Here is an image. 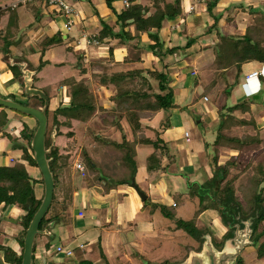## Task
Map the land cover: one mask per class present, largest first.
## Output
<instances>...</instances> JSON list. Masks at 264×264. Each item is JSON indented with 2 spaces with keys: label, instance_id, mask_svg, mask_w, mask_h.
<instances>
[{
  "label": "rangeland",
  "instance_id": "rangeland-1",
  "mask_svg": "<svg viewBox=\"0 0 264 264\" xmlns=\"http://www.w3.org/2000/svg\"><path fill=\"white\" fill-rule=\"evenodd\" d=\"M10 1L13 0H0V7H6L5 9H9L8 11L4 10V12L7 14L13 13L11 11V8L6 6L10 3ZM68 3L71 6L77 7L75 0H67ZM88 5V4H86ZM264 5V4H263ZM261 5L263 8H259L258 12L264 15V6ZM29 6V5H28ZM89 6V5H88ZM90 7V6H89ZM16 12L14 13V17H21L20 18V27H21V34L19 35V41L16 42V44L12 45H20V48H24L23 53L24 56H18L23 57L20 58L22 62L28 61L31 62L33 65V60H36L38 65L40 66L44 61L42 58L45 56V63H47V66H51L54 69H48L44 73L39 74L36 79V88L42 89L43 91H47L46 89L50 87L51 93L53 96L57 97V95L60 94V90L63 89L65 91V95L67 93V88H64L61 83L58 81H64L61 79H64L67 77V81H72L74 77V68L79 65L86 69H90L89 65V59L87 62H80L81 55L84 57V51H88V54L91 53V57L93 56L92 53H95V50L92 49V47H96V45L87 46V44L77 45L76 49H74L73 52H70L66 46L69 45V41L62 40L61 43L57 44L56 46L49 49L50 53L48 52L45 54L48 49H45V51L42 48V43L44 40L48 39L50 36L53 37L54 30L52 29L49 34H43L42 36L38 37V40L35 39V31L37 28L40 27H47L49 23L54 22L55 25L58 27V30H61L60 33L63 35L64 32L63 29V23L65 22L63 15L57 14V15H51L50 17L43 16L42 20H38L39 15H41L40 8H38L37 5L32 4L27 8L19 7L17 8ZM3 13V10L0 11V14ZM245 16V15H244ZM242 18V16H240ZM245 18V17H244ZM264 18V16H263ZM209 19H212V16L209 15ZM211 21V20H210ZM8 22V21H7ZM6 20L2 26H0V52L4 53L7 47H9L11 43H13L12 40L7 38L6 34ZM211 22H214V18ZM19 24V22H18ZM4 27V29H2ZM64 29L66 30V27L64 26ZM256 30V29H254ZM253 30V35L255 34ZM71 31V30H70ZM252 31V29H250ZM251 33V32H250ZM58 34V33H56ZM94 34V33H92ZM22 35V36H21ZM63 38V37H62ZM18 39V38H15ZM35 39V40H33ZM44 39V40H43ZM43 40V41H42ZM78 39H76L77 41ZM228 41V40H227ZM9 43V44H8ZM221 43V41H220ZM239 44H242V41H238ZM230 45L233 48V45L230 43ZM91 47V48H88ZM90 49V50H89ZM34 50V53L30 51ZM135 50V49H134ZM233 49H229V54L232 52ZM79 54L77 56V60L75 58L69 57L66 55V52L71 53L72 55L76 56V52ZM94 51V52H93ZM215 51H217V46L215 47ZM231 51V52H230ZM36 52V53H35ZM44 52V54H42ZM240 52V50H239ZM138 53H131V59L133 65L129 64V67H126L125 69L130 71L131 73L135 70L141 71L148 81H150V85L152 86V89L149 90L150 93H153L157 91V81L152 78L150 74H147L151 71H161L164 67V63L161 61L157 62L155 64L154 62L150 61V55L143 54L144 61H138ZM34 55V56H33ZM235 55V54H234ZM230 57V62L235 61L238 56ZM95 57L96 53H95ZM176 59V58H175ZM48 60V61H47ZM207 61H210V59H206ZM47 61V62H46ZM64 61L63 67L59 68L58 65H60V62ZM17 62V61H15ZM126 63V62H125ZM173 63H179L177 60H167L168 65H173ZM206 63V62H205ZM44 64V63H43ZM174 64V65H175ZM76 65V66H75ZM209 63H206L203 70H207L206 67H208ZM44 68H48V67ZM214 66V65H213ZM106 67V66H105ZM28 68L32 71H34V67L30 66L28 63ZM57 68V69H56ZM172 66L169 68L168 72L170 74V77L172 79V84L174 82H179L180 77H182V71L184 69H178L171 70ZM189 68V67H187ZM186 68V69H187ZM38 69V68H37ZM130 69V70H129ZM126 71V72H128ZM187 71V70H186ZM185 71V72H186ZM129 72V73H130ZM179 72V73H178ZM198 70V77L199 79H205L206 77L210 75H206V73L199 74ZM132 76V75H131ZM230 82L235 81L236 72L229 74ZM35 78V77H34ZM72 78V79H71ZM71 79V80H70ZM213 79V77H212ZM212 79L206 78L204 82L206 81V85L209 82L210 84L207 85V87L204 89L205 94L210 99L209 102L202 104L199 99H202V93L194 97V105L190 107L186 106L183 108H180V112H182V125L183 127H180L182 129V138H178V134L172 132L170 133L169 129L163 130L161 127V120H163V114L162 112H159L157 114H152L150 118L143 119L141 122V130L139 131V135L149 136L151 138H155V133L151 130L152 128H156L157 130H160L162 135V140L166 142L167 144H170L169 147V153L175 157L176 161H173L172 158L166 156L167 154L164 153V156L161 157L162 162L165 163L166 161L173 162L170 166V174L174 175L176 174V180L174 184V193L171 195H168L167 197L165 194L169 191L171 185L169 181H173L174 179L171 178V180L168 181V178L164 176V174L158 172V170H154L150 168V165L147 163V172H153L150 178L148 180L142 182L139 184V187L141 191L146 193L149 196V199L145 202L141 200L139 195L135 190H133L131 187L129 189L133 190L134 193V199H135V206L138 208V211H144V213L140 216V221L144 223H151V220L153 222V226H151V231L146 230H138L137 228H128L127 230H123V233L116 234L118 237L120 244L113 245V237L114 234L106 233L104 230H101L97 228V234L100 235L102 238V245L99 248L96 249H89L86 248L85 250H82L80 248V243H86L89 240V236H86L85 238H77V236L81 233L80 231L75 232L72 230L71 220H73L75 223H80L84 225V227L93 224V218L91 217L90 213L92 212L91 209V202L93 199H98L97 195L101 194H108L113 193L115 189H121L119 184L120 180H123L122 176H118V180L115 184H107L106 186L102 185L103 181H99L101 177L109 178L107 175H103V172L100 167L97 168H91L88 164V158L91 157V154L89 155H83V149H89L91 148V145H93L92 140L95 139L93 135H100L103 136H111L112 139H116V142L122 141V135L120 133V129L116 128L115 126H107L105 125L102 120L103 118L107 117V114L104 112L103 109L109 110L113 107V103L110 98H112L116 93V87L111 86L112 92H105V90L102 92L99 91V84L95 83L94 81V88L93 90L96 92H101L99 97L97 95V99H95V95L91 89L90 83L87 85L90 87L89 90L91 92V96L93 95V98L95 100H92L93 103L95 102V111L93 114L94 119L87 123L86 121L82 120H76L70 122V125L63 124L67 119L64 115H60L61 117L58 118L60 125L58 122H55V116L51 113V110H49V125H48V133H47V142H51V133L54 128H56L57 133L60 131L59 136L57 138L55 148L59 150L60 153V160L59 164L61 166V169L66 170L67 167L71 169L72 164H74L76 159H82L83 163L85 164L86 168V174L83 175L82 173L77 172L76 170L70 171V174H73V180L71 182L72 188L74 191V195L77 198V204L80 205L78 207L85 208L87 211L84 218H80L77 214V212L73 209L70 204H67L68 213L65 215H62L60 218V224L57 225L58 229H61L63 227V233L56 231L57 237L55 240H53L51 243V246H55L58 244L62 239L67 238L68 236H71L73 238H77V244L73 245L74 249V256H77L78 258L84 259L83 263L81 264H182L189 256L191 251H200L203 247V240L200 239L202 242L200 244L199 239H194L192 236L200 235L201 232H206V234H209L211 237L214 235V239H212V242H218V244H221L222 242V235L225 232V228L222 226L221 221L218 222L220 217L217 216V212L215 210H212L210 208L204 207V202L201 204V199L199 196H197L195 193H197L196 190H192L188 194H183L180 192H175L177 190L181 191V187H183V180H186V177L183 176V174H186L184 168H182L184 165H187V163H194V171L192 169L190 170L189 174H192L190 176V182H199L203 181L201 178L200 173H202L206 178L212 179L214 177V171L213 167L217 166L215 163V157H217V164L218 167H226L228 174L226 176V181L224 184H222V189L225 187L227 183H230L231 180H235L234 187L236 190V196L241 201L243 205L246 204V194L242 190V186L248 185L249 178L254 176L257 177L256 171L260 167V162L264 161V124L260 122L259 126L257 125V119L258 121H261V119L264 118V112L263 108H255V110L252 113H250V109L248 112L244 113L242 109L235 108L236 105L231 107H224L223 102H225L227 98L226 95V83L223 82L222 78L220 80L219 77V85H217L216 91L212 90L214 89L215 84L211 82ZM128 84L130 85V89L132 90H147V87L145 84H143V80L140 76H133L126 79ZM258 80V79H255ZM244 81V80H242ZM97 82V81H96ZM236 83V82H235ZM8 84H15V82L10 81ZM4 85L2 81H0V90L4 89ZM68 86V85H67ZM22 87V86H21ZM20 87V88H21ZM69 87V86H68ZM211 90H210V89ZM23 92V87L20 89ZM70 90V89H69ZM68 90V91H69ZM49 91V90H48ZM232 91V90H231ZM18 93V91H15ZM21 92V91H20ZM21 92V94H22ZM112 94V96H110ZM22 96V95H21ZM10 98H13L15 100H20L19 97H15L14 95H9ZM261 97V96H260ZM92 98V97H91ZM97 100V103H96ZM92 101H90L92 103ZM111 101V102H110ZM199 101V102H198ZM232 101V100H231ZM197 102V103H196ZM230 103V101H227ZM142 103H139L136 105L139 107L142 106ZM204 107L206 112H204ZM220 108H226L229 110V116L227 119V123L224 129H219V124L221 122V115L219 113ZM246 109V108H245ZM173 110V109H172ZM171 110V116H170V123L171 126L178 123V117L173 115V111ZM2 111V110H1ZM216 111L218 112L216 115ZM227 112V110H225ZM21 115L20 113H18ZM23 116V115H22ZM92 117V118H93ZM201 117L202 121L200 123H197L196 118ZM74 120V119H73ZM111 120H113L111 118ZM239 121V122H238ZM241 121H246L247 124L241 125L239 124ZM254 123V124H253ZM7 124V123H6ZM122 124L125 126L124 131H126V134L130 139L133 138V130L131 129V126H129L128 121L126 118H123ZM6 126V125H5ZM3 127V133L5 134V138L0 139V167H13L10 164L5 165V163L9 162V159L12 156H19L21 154V157L23 156V149H19V145H27V139L22 137L21 132L22 130L16 131L17 133V139L15 135H11L8 133V125L6 127ZM36 126V124H35ZM34 127L30 128L31 130H34ZM29 128V126H27ZM227 127L230 128V131L225 130ZM260 127V128H259ZM71 129V130H70ZM12 130V127H11ZM187 131V132H186ZM222 131L223 135H226V139L229 140V137H238L242 140H244L246 143H249V146H245L241 148L239 151L236 149H233L232 146L229 144L226 140L223 143L224 147H220L217 149V146L215 145L216 136L218 135V132ZM230 133V134H228ZM33 132V131H32ZM31 132V133H32ZM187 133V136H185V133ZM15 133V134H16ZM30 133V131L28 132ZM107 133V135H106ZM71 134V136L69 135ZM186 137V138H185ZM94 138V139H93ZM171 139H174L171 142ZM185 139L191 140V142H186ZM118 140V141H117ZM231 142V141H230ZM51 144V143H50ZM18 145V146H17ZM208 145V146H207ZM72 146L73 151L72 153L68 154L67 147ZM149 148V147H148ZM189 149V150H188ZM150 151L152 152L153 150ZM166 156V158H165ZM188 157L190 159H188ZM145 157L137 158V161L142 163H146L144 161ZM128 164V162H125ZM137 167H138V163ZM30 165V164H29ZM94 167V166H93ZM185 167V166H184ZM200 168H202L200 170ZM33 172L32 177L35 178V176H38V180L40 181L42 179L41 172L39 168L32 166ZM207 170V171H206ZM110 171V170H109ZM163 171V170H162ZM206 171V173H205ZM56 174H58V169L56 168ZM114 170L112 169L113 173ZM177 172V173H176ZM40 176V177H39ZM157 181H156V178ZM166 178V179H165ZM170 178V177H169ZM108 179V180H109ZM200 179V180H198ZM158 183L161 182L162 185H159L157 188V191H150L149 189V183ZM200 183V182H199ZM37 184V185H36ZM34 186V193L35 196L38 199H43L44 195V186L41 182H37ZM173 186V184H172ZM261 188H264V183L261 185ZM96 189H100L101 191H98ZM125 189V188H123ZM164 189V190H163ZM58 188L56 191V199H59V193ZM264 191V190H263ZM101 192V193H100ZM160 193V194H159ZM264 193V192H263ZM264 195V194H263ZM102 197V196H101ZM122 197V196H121ZM164 199V201H161V199ZM122 199V198H121ZM61 204V203H60ZM59 203H53L49 209V212L46 215V219L51 218L52 216L60 213L61 207ZM176 205V206H175ZM1 206V205H0ZM77 207V209H78ZM158 209L155 215H150V211ZM20 211V210H19ZM78 211V210H77ZM21 213V214H20ZM103 212L100 213V215ZM25 214L22 212H15L13 210V207L5 208L2 205V208H0V242L3 240V236H5L8 232V234L11 235V237H14L17 235L20 237L24 236V227L21 224L18 219L21 216L17 215ZM172 216L170 217V215ZM102 218V217H100ZM103 219V218H102ZM20 222V223H18ZM155 224V225H154ZM68 226V228L66 226ZM182 225V226H181ZM194 228L188 231L187 228H191V226ZM143 226V225H141ZM264 226V224H263ZM70 228V229H69ZM154 228V229H153ZM17 232L16 234L13 233V230ZM22 229V231H21ZM17 230L21 231L19 233ZM86 230V229H85ZM193 232V234H191ZM198 232V233H197ZM8 238V236H7ZM6 238V239H7ZM213 238V237H212ZM17 237H14L11 240H16ZM41 236H37L36 243L38 244L37 247H35L34 250V259L35 264H43L45 263V260L48 259V255H46L45 251L41 249ZM7 242H4V244H8V240H5ZM261 242H264V238L261 240ZM19 244L21 245V241L19 240ZM1 245V244H0ZM143 245V247H141ZM224 245V243H223ZM8 247V246H7ZM13 245L11 246V248ZM223 247V246H222ZM221 247V248H222ZM20 248V247H19ZM258 248L257 246L250 245L246 247L243 250V253L241 254L243 261L245 264H264V258L259 259L258 258ZM18 249V248H17ZM47 251V247H45ZM51 250V247L50 249ZM22 250H19V257L22 256ZM55 253V252H54ZM40 254V257H39ZM124 254H127V256H124ZM17 256V253H15ZM55 257L53 260H55L52 264H64L67 263V260L65 261H58L56 259L57 255H54ZM50 257V256H49ZM72 257V256H71ZM127 259H130V261ZM86 260V261H85ZM128 262V263H127Z\"/></svg>",
  "mask_w": 264,
  "mask_h": 264
},
{
  "label": "crops",
  "instance_id": "crops-1",
  "mask_svg": "<svg viewBox=\"0 0 264 264\" xmlns=\"http://www.w3.org/2000/svg\"><path fill=\"white\" fill-rule=\"evenodd\" d=\"M75 1L76 2L78 1L76 3L77 7L73 6L76 10L77 15L74 17V25L72 26L71 31L66 32V30L64 29V26L66 25V22H67L66 18L64 16H63V18H64L65 22L63 23V26H62L63 27L62 30L64 32H66L62 35V37H63L64 41L70 42L69 45L66 46V48L70 52H73L74 49H76V46H77L76 39H79V37L81 36V34L83 32H85L86 34L94 33L93 35H98L99 32L103 28L102 23L107 24L111 27H113L115 25L114 31L115 32L119 31V27L116 26V24H115L117 21L116 14L121 13L125 9V6L123 4V0H113V2H112L113 9L109 8L106 0H75ZM174 1L175 0H166L167 3H173ZM181 1H182V14L176 18H171L169 20H166V23L160 32L161 38H162L163 42L165 43V47H168V48H174V47H177L178 45H184L187 42V38H194L196 40V42H195V44H193V46H191L190 48L185 49V50L181 51L180 53L176 54V56L172 59V61L177 60L179 63H176L175 65H173L171 70H175V71L177 70L178 71V69L182 70L184 68H185V70L182 71L183 75H182V77H180V81L174 82L172 85V88L174 89V92H175L173 102H174V105L176 106L175 109H173L172 111L174 112L173 115L178 117V123H176L174 126L172 125V127L169 129L170 133L174 132V133L178 134V136H179L178 138L183 137V136H181L182 135V132H181L182 129L180 128V127H183L182 117H181L182 112H180L181 111L180 108H183L186 106L190 107V105L193 106L195 104L194 103V97L201 94V93L203 94L204 89L207 87L208 84H210L208 82L206 85V81L204 82V80H206V78L212 79V77H213L211 82L213 84H215L214 89H212L214 91H216L217 85H219V81L221 80V78H222L223 82L226 83V86L234 84L233 89L230 93V96L228 99L225 100V102H223V106L231 107L234 105L243 104V103H245V101L246 102L249 101L251 103L250 104V113H252L255 110V108H257V107L258 108L262 107L263 112H264V62L248 61V62H245V63L239 65L235 61H233L231 63H229L230 61H228L229 65H223L222 67H224V68L220 69L218 67V65H216L215 67L213 66L216 62L215 47L221 41L220 35H222L224 37H228L229 40L234 39L235 41H239L244 37L247 30L249 29V34H250L251 38H253L255 41H258L259 43H261L262 47L264 48V18H263L264 15H262L261 13L258 12L259 11L258 9L260 7L263 8L261 5L264 4V0H218L216 5L212 9L213 14L210 13L209 6H208V4L212 0H208V2L205 5L197 6L196 10L193 13H188V8H189L191 0H181ZM11 2L12 1H10V3ZM129 2L132 4L131 0H129ZM134 3L150 8L151 12L155 11V8L153 7V5H154L153 0H134ZM86 4H88L90 7ZM8 5H6V6H8ZM35 5H37V4H35ZM29 6L22 7V8H27ZM37 6H38V8H40V11H41V15H39V17H38V20H40V21L42 20L43 16L47 15L46 17H50L52 14L54 16L59 14L54 9H52L50 7L43 8L39 5H37ZM5 8H6L5 6L2 7V9L0 7V11L3 10V13L0 14V26H2L4 24L5 20H6V22L8 21L6 23V25H4V26H6L5 28H6L7 38L12 40L13 42L14 41L17 42V41H19V35L21 34V30H22L20 27V21H21L20 18L21 17H17V16L14 17V13L18 9L11 10L13 13L6 15L4 10L8 11L9 9H5ZM209 15L212 16V19L208 20ZM213 15H222L223 16L217 24L218 30L217 31L215 30L213 33L208 34V35L204 34L205 31L207 30V24L212 23L211 21L213 20ZM12 16H13V19L11 22L12 23L11 32L13 34L10 35V34H8L10 32V27L8 28V25L10 24V18ZM240 16H242V18ZM18 22H19V24H18ZM2 29H4V27ZM52 29L54 30L53 36L56 35V33H60V31H61V30H58V27L55 25L54 22H52V23H49V25L45 28L44 27L37 28L35 33H34L35 39L38 40V37L42 36L43 34H45V35L49 34V32H51ZM127 29L130 30V32L132 33L133 36L135 35L134 26H130ZM250 29H252V31H250ZM254 29H256V30H254ZM253 30L255 33L254 35H253ZM139 37H140L142 43H144V44L150 43V39H149L147 34H140ZM15 38H18V39H15ZM49 38H51V36ZM35 39H33V40H35ZM98 42H99V44H97L96 47L91 46L92 49L95 50L97 57H95V53H92L93 56L91 57V53L88 54V51L83 52L84 53V62H87L89 59L90 69L89 68L86 69L83 67L85 70H82V66H79V65L76 66L75 65L76 67L74 68V72H75L74 77H73V79L71 78L72 80H74L76 82H80V81L84 80L85 82L90 83L91 89L95 95V99H97V95L99 97H101L100 93L102 92V90L103 91L105 90V92H109V91L112 92V90L110 89L112 85L103 84L101 82L103 79V78H101V76L104 74L111 76L112 74L117 73L121 70L128 71L125 68L129 67L128 63L131 64L132 61H134V60H130L132 58L131 53L140 52V54L138 55V58L139 57L141 58L140 61H144V57H143L144 55L143 54H147L148 56L150 55V58H149L150 61L154 62L155 64H157V62L159 60V58L155 57L149 51H142L141 49H135L133 46H126L124 44H120L119 41L116 39L113 40L111 38H106L102 41L98 40ZM252 43H254V41H252ZM9 45L10 46H9V49L7 52H6V50L4 53L0 52V81H2L3 84L5 83L4 89L0 90V94L3 96H6V97H9V95H11V96L14 95L15 97H19L20 100H18V102H21V103L30 104L33 106L34 105H43V104H40L39 100L37 102H34L37 99H33V100L26 99L23 95L22 90H20L22 87L20 85V82L15 80L13 71L10 69V67H12L10 65V62H12V61L14 63H16L15 61L22 62V60H20V58H23V57H18V56H24V53H23L24 48H20V45L19 46L18 45L12 46V45H14V43H11ZM52 47H54V46H51L50 48H48V51H46L45 54H47L48 52L50 53L49 49H51ZM91 47H88V48H91ZM110 48L113 49V58L112 59L110 57ZM31 52L34 53V50L30 51V53ZM66 55H68V58L72 56V58H75L76 60H77V56H79V54L77 52H76V56L72 55L71 53H68V52H66ZM26 56H24V58H26ZM126 59H127V62L125 63ZM206 59H210V61H207ZM36 60H37V58L35 60H33V63L35 65H33L31 62H28L25 60L23 61V62H26L27 64L29 63L30 66L35 68L34 71L37 72L36 75L34 76L35 77L34 78V87H36L35 86L36 81H37L36 77L39 74L44 73L48 69H50V70L54 69L51 66H49V67L47 66V63H45V56H44V58H42V60L44 61L43 62L44 67H46V66L48 67L47 69L44 67H42L41 70L37 69L39 67V65L36 62ZM159 62H160V60H159ZM205 62L209 63L208 67H206V69L208 68L207 70H203V68L206 64ZM62 64H64V61L60 62V65H58L59 68L63 67ZM131 65H133V63ZM187 67H189V68H187ZM198 70H199V72H201L199 74L206 73L207 76L208 75H210V76L206 77L205 79L204 78L199 79L198 74H197ZM235 72H236V76H235L236 79L233 83V82H230L228 75L229 74L231 75L232 73H235ZM254 72H258L259 75L255 76L253 78H248V75L251 73H254ZM219 77H220V80H219ZM66 78L67 77H65L64 79H61L64 81L60 82V80H59L58 82L61 83V85L64 88H67L69 90L70 87L66 86V84H63V83H66V81H67ZM255 79H258V80H255ZM242 80H244V81H242ZM10 81L15 82V84H8ZM93 81L95 83L99 84V88H100L99 91H101V92H96L93 90V88L95 86ZM50 89L51 88L48 87L46 89L47 91H44V92H47L49 95V98H50V106H49L48 111L51 110V113L54 114L55 110H57L59 108L60 104L63 101L64 102L70 101V97L65 95V91H63V89H61L60 94L57 95V97H55L51 93ZM15 91H18V93H16ZM20 91L22 92V94ZM110 96H112V94H110ZM202 97H203L202 99H199V101H201L202 104L210 101L208 94L207 95L205 94ZM205 97H207V100L204 99ZM109 99H111V98L109 97ZM227 101H230V103H228ZM96 103H97V100H96ZM111 103H113V106H114V102L112 101ZM3 109H4V112L7 116V124H6V126L8 125L7 131L9 134L15 135L16 139H17L16 131L22 130L25 125L29 126V128H28L29 129L28 132L30 131L29 134H31V132L34 131V130L30 129V128L34 127L36 124V121L34 119H32L31 117H28V116L19 115L17 112L12 111V110L7 109V108H4V107H3ZM248 111L245 110L244 113H246ZM204 112H206L205 107H204ZM217 113L218 112L216 111V115H217ZM253 114H254V112H253ZM218 115H219V113H218ZM60 117L61 116H58V118H60ZM198 118L202 119L201 117H198ZM92 119H94V117ZM92 119L89 120V122L92 121ZM255 120L257 121L258 126H259L260 122H262V124H264V118L261 119V121H258L257 119H255ZM72 121H76V120L75 119L70 120V122H72ZM201 121L202 120H200V122ZM58 122H59V119H58ZM89 122H87V123H89ZM11 127H12V130H11ZM35 128H36V126H35ZM186 132H184L185 136H186ZM59 133H60V131L57 133V135L55 137V144H56L57 138L59 136ZM120 133L123 137V133L121 131H120ZM124 134H126V131H124ZM139 134L140 133H138V135ZM95 135H93V136H95ZM106 135H107V133H106ZM162 135H161V138H162ZM96 136L98 138L103 137V138H107V139L116 141V139H112L111 136L106 137V136H103L102 134L96 135ZM5 137L6 136L2 130V132H0V139L5 138ZM127 137H128V135H127ZM147 137L151 138L149 136H147ZM128 139H130V138L128 137ZM172 140H174V139H171V142H175ZM185 140L188 143L191 142V140H189V139H185ZM92 141H94V140H92ZM93 146H94V142H93V145H91V148ZM168 146H170V144H168ZM54 147H55V145H54ZM150 148H151V150L154 151L152 146L141 145V144H138L136 146L137 156H136L135 160H136V163H138V167H137V173H136L135 181H136V184L138 186L142 182L148 180V178H150L151 175H153L152 174L153 172H150V173L147 172V166H146V164L148 163L147 159L150 156V154L153 152V151L152 152L150 151ZM67 150H68L67 153L70 154V153H72V151L74 149L72 146H70V147L68 146ZM58 152H59V150H58ZM59 155H60V153H59ZM141 156L145 157L144 161H146V163H142V161L141 162L137 161V158L139 159ZM166 156L172 158L173 161H176L175 160L176 158L173 157L172 154L169 153V155L167 154ZM166 156H165V158H166ZM188 159H190V158L188 157ZM78 161H80L85 167V164L83 163V160L81 158L76 159L74 164H72L71 171L76 170L77 172H79L75 168V164ZM16 163H22L26 167L27 172L32 176V172H33L32 166L29 165L28 162H26L22 159L21 154L19 156H12L9 159V162L8 163L6 162L5 165L10 164L11 166H14ZM171 163L173 164V162H170V159H169V162H167V161L165 163L161 162V168L158 170V172L164 174V176L166 178H168V181L171 180V178L174 179V182L172 180L169 181V182H171L170 183L171 187H170L169 191L165 194L166 197L168 195H171L172 193H174V184H175V180H176V174L171 175L170 171H169ZM184 166L182 168H184V170L186 171L185 173L188 174L190 177L192 174H189V172L193 168L194 163L190 162ZM201 169L202 168H200V170ZM58 171H59V173H62V175L64 176L63 178L67 177V172H65L66 170L58 168ZM192 171H194V168L192 169ZM206 171H205V173H206ZM64 173H66V174H64ZM200 175H201V178L203 179V181H204V179H208L202 173H200ZM34 179L39 181L38 176H35ZM60 179H62V177H60ZM71 179L73 180V174L71 175ZM109 180H114V179H109ZM109 180H105V181H108L107 184H110ZM198 180H200V179H198ZM105 181H103V182H105ZM156 181H157V178H156ZM103 182H102V185L106 186L107 184L105 185V184H103ZM199 182L201 183L202 181H199ZM199 182H197V183H199ZM114 183H115V180H114ZM190 183H193V182H190V179L186 178V180H183V187H181V191L177 190L175 192L188 194L191 191L187 192L186 189L189 187ZM172 184H173V186H172ZM159 185H162V183L161 182H158V183H151L150 182L149 183L150 191H154V192L157 191V188ZM120 186H122V187H120L121 189H115L113 191V193H108V194H104V195L98 194L97 195L98 199H93V201L91 202L92 212L90 213L91 217L94 220L93 224H90V225L84 227L82 222H80L78 224V223H75L73 220H71V223H69V225H71V227H72V230H74L75 232H78V231L81 232L77 236L78 239L82 238V237L85 238L86 236H89L88 242H86L85 244L80 243V248L82 250H85L86 248L96 249V248L101 247L102 238L100 237V235L97 234V232H98L97 228L104 230L106 233L114 234L113 245L120 244V241H119L118 237L116 236V234H118V233L122 234L123 230H127L128 228H132V229L137 228L140 231L141 230H146L148 232L151 231V226H153L154 221L151 220V223H149V222L144 223V222H141L139 220L140 216L144 213V211H141V212L138 211V208H136V206H135V199H134L135 197H134V193H133V190H135V189L132 188L131 184L130 185L124 184V185H120ZM127 186L131 187L133 190L129 189V187H127ZM123 188H125V189H123ZM96 190L101 191L100 189H96ZM148 199H149V196H148ZM161 201H164V199L162 198ZM59 202L60 203L62 202V197L59 198ZM70 205L72 206V210L74 209L80 218L85 217L87 211L85 210V208H83V206L78 207L80 205L77 204V198L74 195V191H73L72 201H71ZM77 207H78V209H77ZM0 208H2V205L0 206ZM13 210L15 212L17 211V212L25 213L18 206H13ZM157 211H158L157 208L155 210L150 211V215H152V216L155 215ZM101 212H103V213L100 215ZM67 213H68V209L66 208L65 211L60 210V213L57 214L56 217H55V215L52 216V217H55L54 218L55 220L51 221V222L55 223L54 226L49 228V231L53 236L52 239L50 237H47V236H41L42 237V239H41L42 243H41L40 247L42 250L45 251L46 255H48V259H46L45 263H43V264H52L55 261V260H53V258L55 257L54 256L56 254L55 251H56V248H58V247H61L65 251L71 250L74 253L73 245L77 244L76 240H78V239L73 238L71 236H68L67 238L64 237V239H62L58 244H56L55 246H51V250L47 249V251H46V249H45L47 243H50L56 239V237H57L56 231L60 232L61 234L63 233V227L61 229H58L57 225L60 224L61 216L65 215ZM20 214L17 216H21ZM22 215H24V214H22ZM100 217H102L103 219ZM51 222H48L47 225L50 224ZM218 222H220V220ZM18 223H20V222H18ZM141 225H143V226H141ZM66 227L68 228V226H66ZM17 231L19 233H21L22 229H21V231H19V230H17ZM13 233L14 234L17 233L15 231V229L13 230ZM7 236H8V238H7ZM14 237H17V239L15 241L11 240ZM14 237H11V235L8 234V232H7V234L5 236H3V240H1L0 243L3 246H8V247H11L13 245L12 248L15 249L17 251V253H19L20 248H19L18 244H19L20 236H18V233H17V235ZM5 240H8L7 245L4 244V242H7ZM36 240H37V238H36ZM37 245L38 244L35 241V246L37 247ZM141 247H143V245H141ZM65 251L60 253V254H56L57 255L56 259L58 261L63 262V261H65V259L71 258V260L70 259L67 260V263H64V264H81V263H83L84 259L80 260V258H78L77 256H74V254L72 255V257L67 256L65 254ZM124 256H127V254H124ZM39 257H40V254H39ZM128 260L130 261V259H127V261ZM34 262H35V259H34ZM128 264H131V263H128Z\"/></svg>",
  "mask_w": 264,
  "mask_h": 264
},
{
  "label": "trees",
  "instance_id": "trees-1",
  "mask_svg": "<svg viewBox=\"0 0 264 264\" xmlns=\"http://www.w3.org/2000/svg\"><path fill=\"white\" fill-rule=\"evenodd\" d=\"M153 1V7L155 8V11L151 12L150 8L140 4H135L134 0H131L132 4H130L128 8H125L121 13L116 14L117 21L115 24L119 27V31H114L115 25L111 27L102 23L103 28L97 35V39L100 41L106 38H111L113 40L116 39L120 44L133 46L135 49H141L142 51H149L165 64L161 71L155 70L147 73L158 82L157 91L153 93H150L149 91L152 89V86L149 83L150 81H148L146 76L138 70H135L132 73L130 71L126 72L121 70L112 74L111 76L105 74L101 76V78H103L101 81L103 84L115 86L117 90V93L111 98V100L114 102V106L109 110L103 109L107 114V117L103 118L102 122L107 126H115L116 128L120 129V131L123 133V137L122 141L118 143L107 138H98L95 135L94 146L90 148V150L84 149L83 155L91 154V157L88 158V164L90 167L92 169L100 167L103 175H107L111 179H114L115 183L117 182L116 180H118V176H122L124 179L119 181V184L122 185H130L131 182L135 180L137 173V164L135 158L137 156L136 146L138 144L153 147L154 151L147 159L151 169L159 170L161 168L162 162L161 157L164 156V153L169 155L168 144L162 140L163 138H161L162 133L160 130H157L156 128L151 129L156 135L154 139L148 138L144 135H138V133L141 130V121L143 119L150 118L152 115L150 113L157 114L162 112L163 120H161V127L163 130L170 129L172 127L169 118L171 116V110L175 109L176 106L173 102L175 92L171 87L173 81L168 70L175 63H173V65H168L167 60H172L176 54L190 48L196 42L194 38H187V42L184 45H178L174 48L165 47V43L161 38L160 32L164 27L166 20L176 18L182 14V1L175 0L173 3H167L166 0ZM106 2L109 8L113 9V0H106ZM217 2L218 0H212L208 4L211 14H213L212 9ZM222 17V15H213L214 22L207 24V30L204 34L208 35L213 33L215 30L217 31V24ZM12 19L13 16L10 18V24L8 25V28L10 27V32L8 34L10 35L13 34L11 32ZM130 26H134V36L130 30L127 29ZM140 34H147L150 39V43H142L139 37ZM220 38L221 43L217 45L216 62L214 67L218 65V67L221 69L224 68L222 67L223 65H229L228 61L230 60V57H233L234 54L238 56L235 62L239 65L248 61L264 62V48L262 47L261 43L251 38L249 29L247 30L244 37L239 40L242 41V44H239L238 41H235L234 39L229 40L228 37H224L222 35H220ZM62 40V34L58 33L53 37L44 40L42 43V48L45 51V49L61 43ZM252 41H254V43H252ZM13 43L16 44L15 41ZM230 43L233 45V48ZM8 49L9 47H7L6 52ZM229 49H233L232 52L230 51V54ZM110 57L111 59L113 58L112 48H110ZM80 58V62H83V55H81ZM140 60L141 58L139 57L138 61L140 62ZM125 62H127V59ZM43 66L44 64L42 63L38 69L41 70ZM10 69L13 71L15 80L19 81L20 85L24 87L23 81L21 79L20 69L18 67H10ZM82 70L85 69L82 67ZM134 75H141V78L144 82L143 84H145L147 90H131L129 88L130 85H127L128 82L126 79L133 77ZM63 84H66V86L68 85L70 87V90H67L66 93V96L70 97V101H63L59 108L55 110V122H58V116L60 115H64L67 119L63 123L65 125H70V120L72 119L89 122V120L92 119L95 111V102L93 103L92 101L94 98L93 95L91 96V92L89 90L90 85L88 86V83L84 80L80 82H76L74 80L66 81V83ZM233 86L234 84L227 86L225 91L227 98H229ZM45 93L49 97L48 93ZM204 95L205 92L202 96ZM90 101H92V103ZM41 103H43V101H41ZM139 103H142V106L144 107H136V105ZM250 104L251 103L249 101H245L243 104L236 105L235 108L238 110L242 109V111H248L250 109ZM225 110H227V112ZM0 111V132H2V128L7 123V116L3 107L1 106ZM219 114L221 115L219 129H224L226 124L228 125L226 121L229 116V110L226 108H220ZM47 115L49 116V111H47ZM111 118L113 120H111ZM123 118H126L129 126H131V129L133 130L132 139H128L127 135L124 134L125 126L122 124ZM58 123L60 125V122ZM239 124L244 125L247 123L246 121H241ZM28 130V127L25 125L23 131L21 132L22 137L27 139V145L20 144L17 146L19 149H23L24 153L22 159L28 162L31 166L37 167L33 157V152L29 146V138L33 135L34 131L33 133L29 134ZM225 130L230 131V128L227 127ZM226 135H223L222 131L218 132V135L215 139V145L217 146V149L224 147L225 143H223V139L224 142H226V140L229 141L228 145L230 144L233 149L238 151L245 146H249V143H246L244 140L238 137H229L228 140L226 139ZM50 143L46 142L47 147L51 145ZM49 158H52L50 165L56 180L54 203L60 204L59 199H56L55 196L58 188V193L60 197H62V202L60 204L61 211H65L67 204L71 203L73 195V188L71 184L72 179L70 174L71 169L69 167L66 168L65 172H67V177L65 178H63L64 176L62 173H59V171L58 174H56V168H61L59 164V160L61 158L58 149L55 147L53 148L52 154L49 155ZM217 160V157H215L214 161L216 162L215 164L217 166L213 167L215 172L214 177L212 179H208L206 182L202 181L201 183H190L186 191L188 192L198 188V191L195 194L201 199V204L204 202V207L218 211L221 215L222 221L228 226L232 227L234 221L233 219H230L228 215H225L224 210L229 213L231 212V214L234 211H241L245 215L251 214L254 218V231L252 239V242H254L253 246L259 247L258 258L263 259L264 242H261V240L264 238V188H261V185L264 183V161L260 162V167L256 171L258 176L250 177L248 185L242 186V190L246 194V204L243 205L236 196V190L233 182L235 181L234 179L231 180L230 183H227L222 189V184L225 183L226 176L229 171H227L226 167H218ZM125 162H128V164ZM112 169L114 170L113 173H111ZM59 176L62 177V179H60ZM108 179L109 178L101 177L99 181L101 182ZM37 182H41L43 184V180H35L34 177H32L27 172L26 167L22 163H16L13 167H0V205H3L5 208L18 206L25 212V214L18 219V221H20L24 227V234L26 233L27 227L29 226L34 214L42 202V199H38L34 193V186ZM207 197L211 198V200L207 199ZM222 206L224 207V210ZM171 216L172 214L170 217ZM54 218L55 217L46 219L45 216L41 222L40 229L42 230L48 222L55 220ZM190 226L191 228L186 227L188 233H190V230L194 229L192 225ZM191 234H193V232H191ZM21 246L22 249H24L23 240L21 241ZM46 247L49 250L51 243H47ZM22 256H16L15 253L12 252L10 261L13 264H21ZM236 264H245V262L243 261L242 257H240Z\"/></svg>",
  "mask_w": 264,
  "mask_h": 264
},
{
  "label": "water",
  "instance_id": "water-1",
  "mask_svg": "<svg viewBox=\"0 0 264 264\" xmlns=\"http://www.w3.org/2000/svg\"><path fill=\"white\" fill-rule=\"evenodd\" d=\"M12 67H18L21 72V78L24 84L23 95L28 100L37 99L43 101V105H28L25 103L18 102L10 97H6L0 94V106L10 109L15 112H19L25 116L31 117L36 121V128L34 129L33 135L29 138V146L33 152V157L36 163V166L39 168L43 186H44V195L42 202L33 216L32 221L26 229V234L23 239L24 249L22 256L21 264H35L34 262V247L37 236H48L52 239V234L49 231L50 227L54 226V222L46 225V227L41 230L40 225L42 220L47 215L51 205L55 202L54 200V191L56 180L54 173L51 170V161L52 158H49V155L52 154L55 137L57 135L56 128L53 129L51 137V145L47 147V133H48V124L49 118L47 111L50 106V100L47 94L39 88L34 87V76L36 71H32L28 68L26 62H10ZM197 123L200 122V118H196ZM108 181L103 182L107 184ZM110 184L114 183V180H109ZM132 188L135 189L142 201L148 199V195L141 191L139 186L136 184V181L131 182ZM247 228L242 232V235L236 233L235 238L227 240L224 242V245L221 249H217L212 242V237L209 234H206L203 239V247L200 251H191L188 258L182 264H236L238 257L241 252L248 246L253 245L254 242L250 240L251 230ZM0 264H10L5 260V252L0 250Z\"/></svg>",
  "mask_w": 264,
  "mask_h": 264
},
{
  "label": "built area",
  "instance_id": "built-area-1",
  "mask_svg": "<svg viewBox=\"0 0 264 264\" xmlns=\"http://www.w3.org/2000/svg\"><path fill=\"white\" fill-rule=\"evenodd\" d=\"M208 2V0H191L189 8H188V13H193L196 10V7L199 5H205ZM32 4H37L43 8H47L50 7L52 9H54L57 13L63 15L66 18V32H69L72 28V26L74 25V17L77 15L76 14V10L73 6H71L67 0H13L8 7L11 8V10H15L19 7H26L28 5H32ZM123 4L125 6V8H128L130 6V2L129 0H123ZM76 44L82 45V44H87V46H91V45H97L99 44L98 39H97V35H93V34H86L85 32H83L81 34V36L79 37V39L76 41ZM259 73L258 72H254L248 75V78H253L255 76H258ZM205 100H207V97L204 98ZM187 136V133H186ZM75 168L82 173L83 175H85L86 173V169L84 167V165L78 161L75 164ZM65 250H63L61 247L56 248V254H60L62 252H64ZM65 254L67 256H72L73 255V251L69 250V251H65Z\"/></svg>",
  "mask_w": 264,
  "mask_h": 264
},
{
  "label": "flooded vegetation",
  "instance_id": "flooded-vegetation-1",
  "mask_svg": "<svg viewBox=\"0 0 264 264\" xmlns=\"http://www.w3.org/2000/svg\"><path fill=\"white\" fill-rule=\"evenodd\" d=\"M49 100H50V98H49ZM40 102V104H43V103H41V100L39 101ZM30 105V104H29ZM214 171V170H213ZM214 174H215V172H214ZM183 176L184 177H186L187 179H190V177H189V175H185V174H183ZM208 179H204V181L203 182H206ZM207 199H209V200H211V198H209V197H207ZM223 207V206H222ZM222 207H221V209H222ZM223 210H224V207H223ZM216 211V210H215ZM217 212V216L218 217H220L219 219H220V221H221V224H222V226L225 228V232L223 233V237H222V243L221 244H218V242L216 241V242H214V245H215V247L217 248V249H221V247L223 246V243L225 242V241H227V240H230V239H233V238H235V236H236V233H239L240 235H242V232L243 231H245L246 230V228H247V223H248V225H249V229L251 230V238H250V240L252 241V239H253V227H254V222H253V220H254V218L252 217V215L250 214H247V215H245L244 213H242L241 211H237V212H233L232 214H231V212L229 213V212H226V210H224V213H225V215H228L229 217H230V219H233V224H232V227L231 226H228V225H226L223 221H222V218H221V215L219 214V212L218 211H216ZM236 214V215H235ZM47 225V224H46ZM46 225L44 226V228L46 227ZM43 228V229H44ZM42 229V230H43ZM206 233V232H205ZM205 233L204 232H201L200 233V235L198 236V234L197 235H195V237L194 236H192V238H194V239H199V241H200V239H202L203 241H204V239H203V237L205 236ZM26 234V233H25ZM25 234H24V236L23 237H20V240L22 241L23 239H24V237H25ZM48 237V236H47ZM212 239H214V235H212ZM202 242L200 241V244H201ZM1 244V243H0ZM19 245V247H20V249L23 251V249H22V246L20 245V244H18ZM0 250H3L4 252H5V260H6V262H8V263H10V264H13L10 260H11V254H12V252L13 253H17V251L15 250V249H13V248H11V247H7V246H3L2 244L0 245ZM243 253V251L241 252V254ZM241 254H240V256L238 257V259L240 258V257H242L241 256ZM22 255H23V252H22ZM17 256H19V254L17 253ZM237 259V260H238Z\"/></svg>",
  "mask_w": 264,
  "mask_h": 264
}]
</instances>
